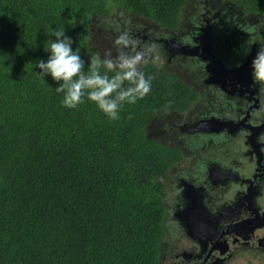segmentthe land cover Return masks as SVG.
<instances>
[{"label": "trees", "instance_id": "1", "mask_svg": "<svg viewBox=\"0 0 264 264\" xmlns=\"http://www.w3.org/2000/svg\"><path fill=\"white\" fill-rule=\"evenodd\" d=\"M191 2L0 0V264L161 260L156 176L173 148L147 133L175 107L163 81L175 73L151 61L140 65L146 77H155L151 91L110 120L86 97L75 109L63 107L58 83L41 76L35 64L47 59L51 29L63 27L87 61L108 49L115 55L114 35L126 26L154 25L164 33L180 26ZM237 5L252 24L237 37L233 53L244 46L247 54L252 42L264 45V0ZM175 83L170 80L171 96L193 98L190 88Z\"/></svg>", "mask_w": 264, "mask_h": 264}, {"label": "flooded vegetation", "instance_id": "2", "mask_svg": "<svg viewBox=\"0 0 264 264\" xmlns=\"http://www.w3.org/2000/svg\"><path fill=\"white\" fill-rule=\"evenodd\" d=\"M214 6L211 0L191 2L181 25L166 33L148 27L123 30L150 44L169 39L178 55L168 58L175 62L170 69L175 76L163 75L175 107L147 133L173 148L159 175L171 203L160 264H264V81L254 79L251 66L233 75L259 47L252 42L237 61L223 57L218 48H238L245 21L235 9L237 0L223 1L213 12ZM207 39L224 41L216 47L218 60L201 49ZM214 61L223 65L217 74L210 73ZM151 62L157 64L155 58ZM170 80L190 88L193 98L171 96ZM211 117L230 125L218 131L188 129Z\"/></svg>", "mask_w": 264, "mask_h": 264}, {"label": "clouds", "instance_id": "3", "mask_svg": "<svg viewBox=\"0 0 264 264\" xmlns=\"http://www.w3.org/2000/svg\"><path fill=\"white\" fill-rule=\"evenodd\" d=\"M211 1L215 5L212 8L214 12L219 8L222 0ZM235 9L239 10L238 7ZM240 16L244 19L245 25L252 24L248 14L241 12ZM150 26L152 29L155 28L154 25ZM121 30L123 31L125 28ZM48 34L54 36L55 39H50L45 47V51L48 53L47 59H40L36 62L35 67L40 70L38 73L43 77L50 75L58 83L55 91L63 94L61 99L63 107L75 109L84 102L86 97L89 101L94 102L110 120L120 118L119 113L124 104H135L151 91L152 81L155 77L152 75L146 77L139 68L142 64H148L153 58H155L157 67H160L155 55L156 48L165 61L162 66L170 72L175 62L168 63V58L178 56L173 53V46L171 47L169 39L160 38L156 41V45L152 43L140 47L139 39L124 31L114 40L115 55H113L112 49H108L103 57L98 53L91 54L86 61L82 58L81 49L78 46L75 50L73 49L74 41L65 34L63 27L51 29ZM162 40L167 46H170V49ZM215 42L216 47L220 42L224 43L221 39L215 40ZM165 46L166 52L164 53ZM218 51H223L222 56L225 58H228L230 53L233 54V48L227 49L226 46L219 47ZM86 65L87 71H85ZM251 69L255 80L264 81V45L259 47L253 58ZM162 172L160 170L157 173L158 181H160L159 175ZM164 187L166 186L161 183L159 190V201L163 211L160 221L161 236L165 230V222L168 224V219L165 220L166 213L171 209L169 195ZM160 261L157 264H160Z\"/></svg>", "mask_w": 264, "mask_h": 264}, {"label": "water", "instance_id": "4", "mask_svg": "<svg viewBox=\"0 0 264 264\" xmlns=\"http://www.w3.org/2000/svg\"><path fill=\"white\" fill-rule=\"evenodd\" d=\"M202 50H206L210 53L211 58L213 60H218L217 58V52H216V42L214 39H207L203 41ZM255 57V53L252 50L250 54L246 56V60L233 71V75L237 76L241 73V71L250 68L251 62L253 58ZM223 69V65L219 61H214V65L211 67V74H217L220 70ZM230 123H227L225 121H220L219 119H216L215 117L208 118L206 120L202 119L199 121H196L193 123L188 129L193 131V130H220L223 129L224 127L229 126Z\"/></svg>", "mask_w": 264, "mask_h": 264}, {"label": "rangeland", "instance_id": "5", "mask_svg": "<svg viewBox=\"0 0 264 264\" xmlns=\"http://www.w3.org/2000/svg\"><path fill=\"white\" fill-rule=\"evenodd\" d=\"M191 2V0H188V3H190ZM120 15V14H119ZM155 30H156V32L157 33H160V32H162L158 27H156L155 28ZM257 32V28L256 27H253V29H252V33L253 32ZM121 32H124V31H120V32H118L117 34H112V33H109L110 35H114V36H118ZM94 36H95V34H93ZM110 38V37H109ZM138 39L142 42V44H144V45H148V44H150V42L147 40V39H142V37H141V35L138 37ZM155 45H156V42L154 43ZM167 48L168 49H170V46H167ZM244 46H241V50L240 51H238V52H235V53H233L232 55H234V58L235 59H237V60H239L240 58H242V56H243V54H244ZM164 49V53L166 52V46L163 48ZM155 55L157 56V58H158V65H160V64H162L163 62H164V59L160 56V53H159V50L156 48V51H155ZM230 58V57H229ZM234 59V60H235ZM236 61V60H235Z\"/></svg>", "mask_w": 264, "mask_h": 264}]
</instances>
